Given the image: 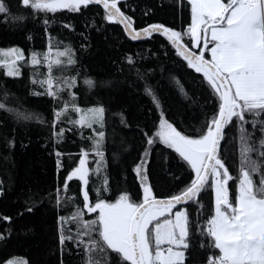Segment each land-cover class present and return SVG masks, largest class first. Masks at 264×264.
Listing matches in <instances>:
<instances>
[{
	"label": "snow or ice",
	"instance_id": "1",
	"mask_svg": "<svg viewBox=\"0 0 264 264\" xmlns=\"http://www.w3.org/2000/svg\"><path fill=\"white\" fill-rule=\"evenodd\" d=\"M172 5L171 25L138 27V5L127 0H16L15 5L0 0V22L22 27L31 21L45 37L40 49L0 47L3 75L20 78L28 69V95L50 98L48 118L25 108L21 97L0 84V127L5 121L14 125L0 133V142L13 149L15 126L32 121L49 128L45 144L55 157L56 181L46 191L29 189L16 216L31 214L45 202L53 205L58 264H64L65 251H75L80 264H264V0H172ZM90 6L101 11L85 16L78 47L52 35L58 13L84 15ZM59 23L75 31L71 22ZM113 24L131 41L162 37L163 55L173 51L185 71L191 70L203 100L190 95L177 76L170 74V80L185 101L197 106L195 122L169 116L150 83L153 69L137 66L157 52H125L120 62L109 59L113 72L107 78L89 74L82 60L91 47V31L104 33L107 40V26ZM134 92L150 99L153 119L151 125L135 122L140 138L131 165L136 192H114L106 158L108 128L112 117L126 129L133 122L122 105L118 111L111 105L118 103L117 96ZM67 133L80 137L77 153L61 150ZM230 149L234 155L238 151L235 168L228 162ZM154 154L172 181L166 192L156 190ZM117 156L112 153L113 159ZM173 161L174 168L164 167ZM5 194L0 183V197ZM12 221L0 214V242L11 237ZM0 264L33 261L11 256Z\"/></svg>",
	"mask_w": 264,
	"mask_h": 264
},
{
	"label": "trees",
	"instance_id": "2",
	"mask_svg": "<svg viewBox=\"0 0 264 264\" xmlns=\"http://www.w3.org/2000/svg\"><path fill=\"white\" fill-rule=\"evenodd\" d=\"M127 2L130 5H138L134 13L138 27L152 22H164L171 25L176 16L172 0H127ZM10 3L15 5L16 0H10ZM148 8H151L152 12L148 16H144L142 13ZM97 11L101 10L90 6L84 15L66 11L58 13L56 16L58 22L51 26L52 35L65 40V42L70 41L78 47L82 42L79 33L86 31L83 27L85 16L92 17V14ZM96 19L99 23V18L96 17ZM60 20L71 22L75 31L63 28L59 23ZM29 33L32 35L31 40L27 39ZM104 35V33L98 34L94 30L91 31V47L83 55L82 60L90 75L107 78L113 72L109 59L120 62V57L125 52L133 54L136 52L145 54L149 51L157 52V56L140 61L137 66L142 69H153L150 83L162 99L163 107L169 116L175 117L177 120L182 118L185 121H196L199 117L197 106L184 100L176 84L170 80V74L181 80L190 95L195 93L200 96L201 100L203 97L196 85L193 84L192 75L189 74L191 70L185 71V67L181 66L180 58L176 57L173 51H169L167 57L163 55L160 45L166 41L162 37L157 36L155 39L134 42L125 37L121 27L115 24L107 26V40L104 39ZM44 44L45 37L40 25L28 21L22 27H13L0 22V47L19 46L27 50L33 47L40 49ZM22 72V77L10 78L5 77L3 69H0V84L21 97L25 108L41 112L50 118V98L28 95V69H23ZM101 94L105 96L106 100L108 99V93L102 92ZM115 99L118 103L111 105L112 110L118 111L122 105L126 109L125 115L133 122V126L126 129L119 124V117H112L108 128L109 141L106 152L108 174L114 192L120 188L135 193L138 184L131 172V165L140 149V138L137 135L135 122H139L141 125L144 123L151 125L153 116L149 115L148 109L153 108V105L142 92H134L131 95L121 94ZM206 110L210 111V109ZM0 119H3L2 113H0ZM113 126L115 134H113ZM13 127L11 121H5L4 125L0 127V133L10 132ZM15 127V147L7 150L0 142V183L6 190V194L0 197V214L13 217L11 237L6 242H0V260L8 259L11 256H25L33 261V264L36 261H40L41 264H58V253L54 254L53 249L55 211L53 205L45 202V206L38 205L31 214L25 213L23 217L16 216V213L22 210L24 197L28 194L29 189L33 193L37 190L46 191L56 181L55 157L49 154L45 144L49 128L47 125H40L35 121L28 123L25 127ZM85 135H87V131H85ZM66 137L61 150L65 153H77L81 146L80 137L72 133H67ZM122 138L125 141L123 144L121 143ZM21 143L27 146L21 147ZM125 147L129 149L127 153L124 152ZM113 152L118 154L116 159L112 157ZM5 156L8 157L7 160L4 159ZM158 160L159 157L154 154L151 169L158 182L156 190L166 192L171 187L172 181L163 174L161 166L157 163ZM237 160L238 151L234 155L230 149L229 165L235 168ZM63 162L67 167L69 157H63ZM174 166L175 161L164 167L174 168ZM76 187L75 183L72 184L73 190ZM208 199V194L205 193L203 196L205 205H207ZM68 248H72L71 243L68 244ZM64 264H80V256L75 251L71 255L65 251Z\"/></svg>",
	"mask_w": 264,
	"mask_h": 264
},
{
	"label": "water",
	"instance_id": "3",
	"mask_svg": "<svg viewBox=\"0 0 264 264\" xmlns=\"http://www.w3.org/2000/svg\"><path fill=\"white\" fill-rule=\"evenodd\" d=\"M146 40V39H145ZM142 41H144V40H142ZM134 42H140V41H134Z\"/></svg>",
	"mask_w": 264,
	"mask_h": 264
},
{
	"label": "rangeland",
	"instance_id": "4",
	"mask_svg": "<svg viewBox=\"0 0 264 264\" xmlns=\"http://www.w3.org/2000/svg\"><path fill=\"white\" fill-rule=\"evenodd\" d=\"M9 47H11V46H9ZM3 48H7V47H3Z\"/></svg>",
	"mask_w": 264,
	"mask_h": 264
}]
</instances>
